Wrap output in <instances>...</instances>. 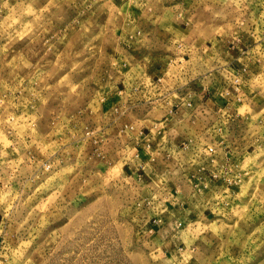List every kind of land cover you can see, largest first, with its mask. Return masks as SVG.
<instances>
[{"label": "rangeland", "instance_id": "obj_1", "mask_svg": "<svg viewBox=\"0 0 264 264\" xmlns=\"http://www.w3.org/2000/svg\"><path fill=\"white\" fill-rule=\"evenodd\" d=\"M0 264H264V0H0Z\"/></svg>", "mask_w": 264, "mask_h": 264}]
</instances>
